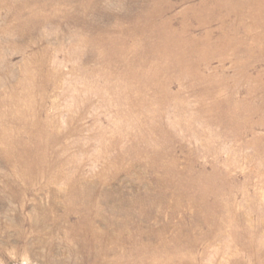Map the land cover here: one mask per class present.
Wrapping results in <instances>:
<instances>
[{
  "label": "rangeland",
  "instance_id": "1",
  "mask_svg": "<svg viewBox=\"0 0 264 264\" xmlns=\"http://www.w3.org/2000/svg\"><path fill=\"white\" fill-rule=\"evenodd\" d=\"M0 264H264V0H0Z\"/></svg>",
  "mask_w": 264,
  "mask_h": 264
}]
</instances>
